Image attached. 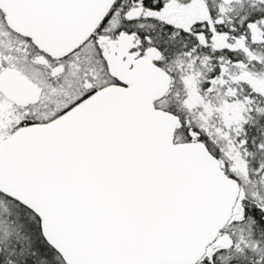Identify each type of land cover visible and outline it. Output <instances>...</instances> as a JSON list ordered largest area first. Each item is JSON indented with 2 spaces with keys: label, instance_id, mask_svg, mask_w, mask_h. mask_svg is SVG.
<instances>
[{
  "label": "snow or ice",
  "instance_id": "1",
  "mask_svg": "<svg viewBox=\"0 0 264 264\" xmlns=\"http://www.w3.org/2000/svg\"><path fill=\"white\" fill-rule=\"evenodd\" d=\"M0 264H264V0H0Z\"/></svg>",
  "mask_w": 264,
  "mask_h": 264
}]
</instances>
